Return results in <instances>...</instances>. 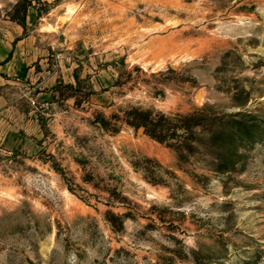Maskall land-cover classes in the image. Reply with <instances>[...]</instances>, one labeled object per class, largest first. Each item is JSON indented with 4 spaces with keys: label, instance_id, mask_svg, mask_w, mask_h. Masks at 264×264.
I'll return each mask as SVG.
<instances>
[{
    "label": "rangeland",
    "instance_id": "obj_1",
    "mask_svg": "<svg viewBox=\"0 0 264 264\" xmlns=\"http://www.w3.org/2000/svg\"><path fill=\"white\" fill-rule=\"evenodd\" d=\"M18 1L0 0V264H264V0H33L25 28ZM205 106L258 126L234 171L132 125Z\"/></svg>",
    "mask_w": 264,
    "mask_h": 264
},
{
    "label": "trees",
    "instance_id": "obj_2",
    "mask_svg": "<svg viewBox=\"0 0 264 264\" xmlns=\"http://www.w3.org/2000/svg\"><path fill=\"white\" fill-rule=\"evenodd\" d=\"M32 1H18L11 10L10 19L25 28L27 12L32 6ZM36 1L47 5L42 0ZM47 11L46 7L37 8L38 15ZM137 115L133 126H143L148 135L160 142L182 139L183 144L178 147L180 151L189 152L194 148L192 139L199 141L205 151L203 154L216 162V171L220 173L237 169L238 163L244 158L240 148H244L245 142L253 137L247 132L248 129H258L257 125H250L248 122L247 117L250 114L221 113L208 106L187 115L154 116L151 111H140ZM197 131L199 134H196ZM195 136L196 138H193Z\"/></svg>",
    "mask_w": 264,
    "mask_h": 264
},
{
    "label": "water",
    "instance_id": "obj_3",
    "mask_svg": "<svg viewBox=\"0 0 264 264\" xmlns=\"http://www.w3.org/2000/svg\"><path fill=\"white\" fill-rule=\"evenodd\" d=\"M142 130H143V128H140V129H139V132H142Z\"/></svg>",
    "mask_w": 264,
    "mask_h": 264
}]
</instances>
